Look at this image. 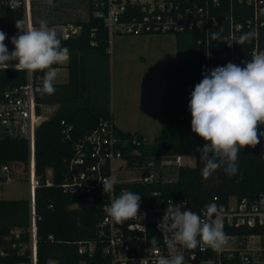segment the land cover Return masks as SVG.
Returning <instances> with one entry per match:
<instances>
[{"label":"trees","instance_id":"obj_1","mask_svg":"<svg viewBox=\"0 0 264 264\" xmlns=\"http://www.w3.org/2000/svg\"><path fill=\"white\" fill-rule=\"evenodd\" d=\"M87 17H77L73 22L80 24L78 34L61 39V47L69 50V60L63 64L53 65L54 68L66 67L68 79L53 82L55 93L52 95L36 93L37 101L45 105H57L55 111L43 120L36 134V174L40 185L35 189L36 239L38 264H48L54 259L58 264H80L85 260L89 264L102 261L109 264L110 257L104 255L98 243L94 256L79 252V241L96 239L99 236L97 223L102 217V204L95 202L86 207L74 206L77 201L84 199L81 192L64 191L61 183L68 172L67 158L75 153L76 144L83 136L96 128L102 118L114 122L111 112V81H110V36L104 19L96 14L97 0H86ZM34 2L32 20L39 24L37 17L41 14ZM230 0H221L217 17L218 25L213 32L222 39H226L230 30ZM0 13L6 14L0 10ZM9 18L23 19L20 10L9 11ZM234 21L244 23L251 14V9L243 1L233 2ZM71 22V21H62ZM56 23V22H54ZM52 24V23H51ZM16 22L4 21L0 14V31L5 32L6 44L9 52L14 50L11 37L17 35ZM25 25V24H24ZM245 27V26H244ZM26 28V27H25ZM243 32H250L243 28ZM185 37L189 43L178 46L174 60L166 61L163 74L166 77V87L161 103L162 116L161 140L154 144L144 141L138 145L141 153L131 155V160L138 159L140 163L149 165L153 162L161 167L164 160L177 154L193 155L194 165H181L177 178L172 181L159 180L156 183H126L140 193L153 188L162 190L167 196L187 198L190 205L201 208L208 204L214 195L222 199L230 194L240 197H259L264 195V137L254 148L245 146L238 153V170L229 177L223 168H218L208 178L202 176L204 164L199 159L197 147H202L204 141L191 131V113L188 110L190 94L202 79V72L208 70V64L215 67L225 66L232 62L243 67L242 61L251 60L254 53L255 40L243 45L236 43L238 56L232 60L225 56L230 47L221 39L211 38L210 44L197 41L194 32L176 33ZM187 36V37H186ZM257 49L264 51V26L259 30ZM186 45V46H185ZM213 56L207 59V53ZM17 63L11 61L9 64ZM34 75L42 76L43 71H36ZM27 81V71L17 72L14 67L0 66V86L11 87ZM43 85V80H42ZM42 90V88H41ZM41 106H38V110ZM70 128V136L66 134ZM116 133L133 135L137 133L142 139L143 133L124 130L114 122ZM264 131V125H258V132ZM136 146V145H134ZM30 163L29 141L21 136L3 134L0 136V168L7 165L15 176L19 169L24 168L28 174ZM53 170V182L48 183V169ZM25 174V175H26ZM22 175V174H21ZM27 177V175H26ZM31 199L0 198V263L3 264H31ZM19 230V235H17ZM242 233L264 234V228H238ZM52 235V237H50ZM239 253L235 257V264H241ZM250 264H255L254 262Z\"/></svg>","mask_w":264,"mask_h":264},{"label":"built area","instance_id":"obj_2","mask_svg":"<svg viewBox=\"0 0 264 264\" xmlns=\"http://www.w3.org/2000/svg\"><path fill=\"white\" fill-rule=\"evenodd\" d=\"M37 0H20V7H9L11 0H0V10H20L23 12V21L26 29L34 26L32 20L33 4ZM249 5L251 14L244 23H236L233 14V2L230 0V30L226 38H239L243 28L256 35L254 53L258 52L257 40L259 30L264 26V0H238ZM96 14L104 19L108 28L109 36L115 34H153V33H182L194 32L197 41L210 44L213 38V30L219 23L217 12L221 0H97ZM4 21L16 22L17 18H9L6 14ZM245 26V27H244ZM62 38H69L79 33L81 25L73 21L56 22L50 25ZM236 43H233L225 56L233 60L239 53L236 51ZM110 51V49H109ZM213 56L207 53V59ZM15 63L9 64L10 67ZM3 66V65H0ZM214 66L208 64V70ZM42 76H35L34 72L27 71V81L11 87L0 86V123L5 126V134L21 136L30 144V163L27 178L30 188L31 199V264H38L37 239H36V213H35V189L40 185V179L36 174V134L39 124L50 116L46 106L37 101L36 93L42 88ZM38 106L41 109L38 110ZM69 126L66 134L70 136ZM145 140L137 133L133 135H121L116 133L114 122L102 118L99 125L86 133L76 144L75 153L67 158L68 172L61 183L64 191L81 192L84 202L93 204L101 202L103 214L98 223L99 239H86L79 241V252L90 256L95 255L96 246L100 242L102 253L110 257L109 264H153L160 256L172 258L183 254V264H235V257L239 253L242 263L259 264L251 252V241L259 233H242L238 228H264V195L259 197L230 194L222 199L214 195L210 202L218 206L219 213L223 218V231L225 244L214 250L208 245L198 244L195 249H187L179 244L169 248L166 241L172 238V233L161 232L157 228L164 215L168 204L182 205L181 210L190 209L206 219L203 213L205 206L195 209L190 205L187 198H176L165 195L162 190L153 188L140 193L126 183L151 184L164 179L163 174L167 169L178 168L185 165L183 154H177L165 159L161 167H156L153 162L149 165L140 163L138 159L131 160V155L141 153L138 145ZM136 145V146H134ZM4 171L9 167L4 165ZM133 172V176H126ZM117 174L125 177L119 178ZM6 179H10L7 176ZM115 179L113 191L104 194L101 180ZM48 183L53 182L49 176ZM122 190L133 191L141 195L140 209L135 218L125 221L123 224L116 223L106 214V207L120 196ZM215 218V214L213 216ZM19 235V230H17ZM52 237V235H50ZM199 240V237H197ZM157 241L152 244V241ZM52 262L49 261L48 264ZM3 264V263H0ZM58 264V263H54ZM80 264H89L83 260ZM92 264H102L97 261Z\"/></svg>","mask_w":264,"mask_h":264},{"label":"clouds","instance_id":"obj_3","mask_svg":"<svg viewBox=\"0 0 264 264\" xmlns=\"http://www.w3.org/2000/svg\"><path fill=\"white\" fill-rule=\"evenodd\" d=\"M9 7H20V0H11ZM18 33L11 37L14 50L9 52L6 33L0 31V65L5 69L9 62L17 61L12 67L17 72L43 71L44 79L40 94L55 93L53 85L57 71L53 65L69 60V50L61 47V39L55 29L47 26V21H39V27L25 28L23 19L16 21ZM214 39H221L229 47L233 43L243 45L256 35L255 31L242 34L239 38L222 39L213 33ZM243 67L232 62L202 72L203 79L190 94L188 110L191 113V131L204 141L197 147L199 159L204 164L202 176L208 178L218 168H223L231 177L238 170V153L245 147H255L264 137L258 132V125H264V51L253 53L252 59L242 61ZM103 193H111L115 179L101 180ZM141 195L122 190L106 214L116 223L135 218L140 209ZM175 204H168L157 228L161 232L172 233L166 241L169 248L177 244L187 249H195L205 244L219 250L226 242L223 218L215 203L206 204L202 219L189 208L181 210ZM215 214V218H213ZM199 237V240L197 239ZM157 241L153 240L152 244ZM183 254L172 258L158 257L153 264H183Z\"/></svg>","mask_w":264,"mask_h":264},{"label":"rangeland","instance_id":"obj_4","mask_svg":"<svg viewBox=\"0 0 264 264\" xmlns=\"http://www.w3.org/2000/svg\"><path fill=\"white\" fill-rule=\"evenodd\" d=\"M35 5L36 9L41 12L37 19L47 21L49 28L54 22L73 21L79 16L87 17L89 10L86 0H39ZM34 26L38 28L39 24L35 25L34 23ZM181 37L182 35L178 36L175 33L115 34L110 36L111 95L112 97L115 95L116 100L114 113L120 119L119 126L122 129L142 132L149 144L161 140L162 116L160 109L164 95L163 93L157 98L152 93V88L156 87L159 80L166 81L163 65L166 61L176 59L179 44L183 46L182 42L186 45L189 43V37L186 41H181ZM55 70L57 77L54 81L61 82L68 79L66 67L55 68ZM126 91L127 94H125ZM138 95L139 97H137ZM137 99H139L138 102ZM47 112L50 113L51 110ZM5 131V126L0 123V136ZM184 163L194 165L196 163L195 156L185 155ZM3 170L1 167L0 198L29 197V181L24 168L19 169L15 176H12L10 169L5 172ZM177 174V168L167 169L163 178L175 180ZM133 175V172H129L126 176ZM7 176L12 179H5ZM117 176L125 177L120 174ZM78 204L84 205L82 202ZM251 252L255 259L261 260L259 264H264V257L263 259L259 257V253L264 252V235L258 234L251 241Z\"/></svg>","mask_w":264,"mask_h":264},{"label":"crops","instance_id":"obj_5","mask_svg":"<svg viewBox=\"0 0 264 264\" xmlns=\"http://www.w3.org/2000/svg\"><path fill=\"white\" fill-rule=\"evenodd\" d=\"M182 38V40H185L186 38L185 37H181ZM178 39V38H177ZM112 68H113V65H112ZM110 73H111V70H110ZM113 81V80H112ZM59 82V81H58ZM166 81L164 80V79H161V80H159V82H157V85H156V87H154V88H152V93L153 94H155V96L157 97V96H160V95H162L163 93H164V91H165V87H166V83H165ZM111 92H112V86H111ZM125 94H127V91L125 92ZM131 94H133V93H131ZM133 96V95H132ZM137 97H139V95L137 96ZM158 98V97H157ZM139 101V99H137V102ZM45 105V104H44ZM46 106V108L48 107L50 110H51V112H50V115L53 113V110L55 109V108H57V105H45ZM56 106V107H55ZM115 107H116V100H115V95L112 97V95H111V112H112V117H113V120H114V122H115V124L118 126V127H120L119 126V121H120V119L119 118H117L116 117V115H115V113H114V110H115ZM114 109V110H113ZM46 111H48V110H46ZM47 113H49V112H47ZM121 128V127H120ZM137 132H139V131H137ZM140 133H142V132H140ZM4 171V170H3ZM5 172V171H4ZM49 176H52L53 177V170L51 169V168H49L48 169V177ZM6 179V178H5ZM5 179H3V180H5ZM10 179H12L11 177H10ZM28 179V178H27ZM8 180V179H7ZM1 182V181H0ZM29 191H30V188H29ZM18 198V197H16V196H9V197H2V198ZM30 197V196H29ZM84 200V199H83ZM83 200H81V201H77V202H75L73 205L74 206H80V207H86V206H89V205H91V204H87V203H85ZM80 202H82L84 205H80V204H78V203H80ZM103 211V210H102ZM101 219V218H100ZM99 219V220H100ZM99 220H98V223H99ZM98 223H97V227H98ZM98 233H99V228H98ZM260 234V233H259ZM262 235H264V234H262ZM100 237L98 236L96 239H91V240H98ZM100 243V242H99ZM100 245H101V243H100ZM97 246H98V244H97ZM97 246H96V251H95V254H96V252H97ZM101 250H102V246H101ZM90 256V255H89ZM94 256V255H93ZM92 257V256H91ZM259 257H261L262 259H263V257H264V252H261V253H259ZM49 261H51L52 263H57V261L56 260H54V259H50ZM261 261V260H260ZM82 262V261H81ZM95 262H97V261H95ZM49 263V262H48Z\"/></svg>","mask_w":264,"mask_h":264},{"label":"bare ground","instance_id":"obj_6","mask_svg":"<svg viewBox=\"0 0 264 264\" xmlns=\"http://www.w3.org/2000/svg\"><path fill=\"white\" fill-rule=\"evenodd\" d=\"M46 110H50V109L47 107ZM51 264H54V263H51Z\"/></svg>","mask_w":264,"mask_h":264}]
</instances>
